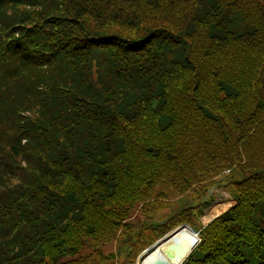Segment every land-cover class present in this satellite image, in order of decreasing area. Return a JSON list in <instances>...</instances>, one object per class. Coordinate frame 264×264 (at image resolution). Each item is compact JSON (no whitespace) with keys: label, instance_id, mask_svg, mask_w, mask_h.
<instances>
[{"label":"trees","instance_id":"1","mask_svg":"<svg viewBox=\"0 0 264 264\" xmlns=\"http://www.w3.org/2000/svg\"><path fill=\"white\" fill-rule=\"evenodd\" d=\"M179 224L180 264H264V0H0V264H133Z\"/></svg>","mask_w":264,"mask_h":264},{"label":"water","instance_id":"2","mask_svg":"<svg viewBox=\"0 0 264 264\" xmlns=\"http://www.w3.org/2000/svg\"><path fill=\"white\" fill-rule=\"evenodd\" d=\"M179 226H185L194 235L186 241L170 240L166 242L164 254L157 253L158 245L167 241L170 234ZM199 237L197 231L193 230L187 224H179L160 236L147 248L139 254L138 264H180L186 255L191 251L194 245L198 242Z\"/></svg>","mask_w":264,"mask_h":264},{"label":"rangeland","instance_id":"3","mask_svg":"<svg viewBox=\"0 0 264 264\" xmlns=\"http://www.w3.org/2000/svg\"><path fill=\"white\" fill-rule=\"evenodd\" d=\"M227 172V170H224V173H226ZM209 196L210 197H212L211 198V202H210V204L206 207V208H204L202 211H201V213L200 214H198L197 216H196V220L194 221V226H196V227H198V229L199 228H201V227H203L204 225H206L209 221H211L212 219H213V217H215V216H217V215H215V216H212L208 221H206L205 223H203L202 221H201V219H202V217H203V215L204 214H206V215H210L209 214V209H211L212 207H214V205L215 204H217V203H230L231 205H232V203L234 202L233 200H232V198H231V196H230V193H229V191H228V189L226 190L224 187H222V186H214V187H212L211 189H209ZM224 211V210H223ZM222 211V212H223ZM206 212V213H205ZM221 213V212H220ZM219 213V214H220ZM136 215H137V209L131 214V216H130V218L129 219H131V218H134V217H136ZM188 225V224H187ZM189 226V225H188ZM193 226V227H194ZM192 228V227H191ZM193 229V228H192ZM194 230V229H193ZM168 232V231H167ZM166 233V232H165ZM164 233V234H165ZM114 248H115V243L113 242L112 244H106V245H103V246H101V248H100V251L101 252H103L104 254H108L109 252H111L112 250H114ZM147 248V247H146ZM93 250V248H92V246H85V245H83L73 256H71V257H77V256H85L86 254H90L92 257H93V259L95 260V261H97V257H96V252L95 251H92ZM144 250V248L142 249V250H140L139 252H138V254L135 256V258H134V261H133V264H138V262H139V254L142 252ZM116 259H117V257L116 258H114V264H116Z\"/></svg>","mask_w":264,"mask_h":264},{"label":"bare ground","instance_id":"4","mask_svg":"<svg viewBox=\"0 0 264 264\" xmlns=\"http://www.w3.org/2000/svg\"><path fill=\"white\" fill-rule=\"evenodd\" d=\"M230 205H231L230 203H217V204H215L214 207H212L211 209L208 210L210 215L204 214L202 219H201V221L203 223H205L212 216H215V215L219 214L220 212L225 210ZM193 236L194 235L189 231V229L187 227L179 226L170 234V236H169L167 241H164V242H162V243H160L158 245L157 253L164 254V248L166 246V242H168L170 240L174 239V240H178V241L181 242V241L189 240L190 238H193Z\"/></svg>","mask_w":264,"mask_h":264}]
</instances>
